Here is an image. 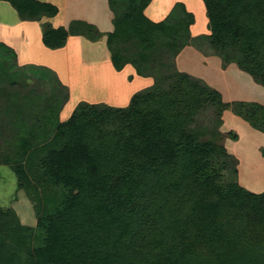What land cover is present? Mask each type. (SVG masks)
<instances>
[{"label":"trees","instance_id":"obj_1","mask_svg":"<svg viewBox=\"0 0 264 264\" xmlns=\"http://www.w3.org/2000/svg\"><path fill=\"white\" fill-rule=\"evenodd\" d=\"M8 1L23 18L57 12L36 0ZM149 1L111 0L116 18L108 45L116 68L132 63L147 74L143 65L174 58L187 44L208 51V39L225 62L264 87V0H203L211 33L193 38L194 15L184 4L154 22L143 14ZM67 34L47 26L44 43L61 46ZM148 73L156 76L152 89L124 107L78 103L35 151L43 188L59 193L35 200L34 237L41 242L33 247L34 229L0 205V264H264V191L220 182L229 154L206 131L191 129L206 106L219 115L232 105L264 132V104L223 101L204 80L174 68ZM16 151L26 154L24 147ZM16 158L5 161L31 197L25 164Z\"/></svg>","mask_w":264,"mask_h":264},{"label":"rangeland","instance_id":"obj_2","mask_svg":"<svg viewBox=\"0 0 264 264\" xmlns=\"http://www.w3.org/2000/svg\"><path fill=\"white\" fill-rule=\"evenodd\" d=\"M175 2L197 7L196 11H192L195 32L191 30V38L200 34L207 35L205 32L211 31L206 12L198 8H203L198 0H157L155 9H164L166 14ZM156 16L158 15H155V19H158ZM84 27L82 24H68V29L73 34L74 30L80 31ZM208 41L206 39V46H203L208 50L206 52L192 45V50L199 54L196 53L191 59L186 56L178 61L177 57L182 50L180 48L174 58L167 55L158 61L155 59L149 61L143 65L147 74H139L132 63L128 66L125 64L121 69L116 68L113 61L112 66H109L111 63L108 64L110 69L106 70L92 69L90 65L83 67L81 64V70H78L77 66L74 69L67 67V70L64 67L60 68L61 71L58 70V73L55 68L45 63L30 62L28 66L19 65L17 55L15 56L12 50L7 51L0 46V205L14 209L20 222L34 229L33 239L29 241L31 247L41 242L39 238L34 237L39 234L35 232L38 211L36 201L54 191L59 193V188L53 185H46L43 188L42 183L45 179L39 168V161L31 157L35 151L43 150L46 143L52 140L57 123L69 117L78 103L90 102L89 97L95 96L94 98L101 99L96 103L124 107L125 105H121L124 103L123 95L133 96L137 92L154 87L156 76L148 72L157 75L161 68L162 70L174 68L177 71L192 73L204 80L221 93L223 101H256L264 104V87L248 72L240 69L235 62H225L221 55L215 53ZM158 43L161 46L160 50L164 43L162 35ZM119 44L118 39L114 40V46L117 47ZM200 45L202 46L201 43ZM108 49L112 58L109 46ZM49 56L43 55V58ZM130 64L136 69L137 74L130 69ZM101 67L105 68V64ZM164 73L172 74L169 71ZM131 74H135L136 79L132 78ZM168 79L162 83L165 87L171 82ZM215 109L214 106L202 109L191 129L206 131L205 138L224 146L229 154L228 157H224L229 162L225 160L221 162L225 168L218 179L223 183L236 182L254 192L264 191V132L254 128L244 117L238 115L232 105L224 108L219 115ZM233 134H236V137ZM23 147L26 148V154L20 156L19 152H22ZM18 156L20 162L25 164L30 181L25 186L29 187L32 198L27 195L24 188H18L16 173L12 165L5 161V158H12L15 162Z\"/></svg>","mask_w":264,"mask_h":264},{"label":"crops","instance_id":"obj_3","mask_svg":"<svg viewBox=\"0 0 264 264\" xmlns=\"http://www.w3.org/2000/svg\"><path fill=\"white\" fill-rule=\"evenodd\" d=\"M36 1L56 7L57 12L55 14L42 13L34 18H23L10 1L0 0V46L7 51L12 50L11 52H13L15 56L17 55L16 57L19 60V65L26 64V66H28L30 62L39 64L45 63L55 68L57 72L58 70L61 71V69H64V67L67 70V67L74 69L77 66L78 70H81V66L86 67L90 65L92 69L106 70L109 66H112L113 60L110 58V51L108 49V37L110 33L115 31L114 19L116 18V12L111 7V0ZM156 1L157 0H150L143 9V14L150 20L159 22L167 17L176 2L169 8L167 13L164 14V9H155ZM198 1L203 6V8H198L205 13L206 7L204 1ZM185 8L189 12L196 11L197 9V7L194 8L186 4ZM155 15H158L156 17L159 18L155 19ZM207 19L209 23L208 16ZM194 22L195 19L189 26L190 32L191 30L195 32ZM69 23L82 24L85 27L80 31L74 30L73 34L72 31L68 29ZM47 26L54 29H66L68 34L63 45L53 48L44 43V28ZM77 27L80 28L79 26ZM205 33L208 35L211 31L207 30ZM196 53L198 52L192 50V45L187 44L182 47L177 59L180 61L181 58H185L186 56H189V59H191ZM90 54H92V56H90ZM43 55L50 56L48 58H43ZM207 59H209V57H207ZM110 63L111 65L108 66ZM103 64H105V68L101 67ZM128 65L129 63H126V66ZM131 65L132 64H130V69L134 71L133 73L137 74L136 69ZM26 66L22 67L24 68ZM135 74H131L134 79H136ZM94 97L95 96H90L88 101L96 103L97 100H101ZM104 97L107 98V96ZM131 97L130 94L123 95L124 103L121 105H128ZM67 118L68 116L63 119L66 120Z\"/></svg>","mask_w":264,"mask_h":264}]
</instances>
